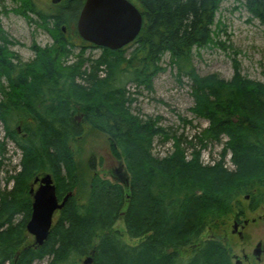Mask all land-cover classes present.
<instances>
[{
	"label": "trees",
	"instance_id": "16d2710c",
	"mask_svg": "<svg viewBox=\"0 0 264 264\" xmlns=\"http://www.w3.org/2000/svg\"><path fill=\"white\" fill-rule=\"evenodd\" d=\"M11 1L19 9L9 10L3 6L5 16L13 12L33 24L35 21L25 10L37 13L41 23H35L51 35L53 44L47 48L35 44L34 60L24 62L12 51L17 43L3 29L0 18V121L5 126L6 137L22 153L21 172L7 180L14 188L0 197V264H34L46 257L51 258L50 264H79L93 250L96 251L95 264H229L224 236L202 238L209 228L220 225L225 212L233 214L235 207L244 212L242 197L251 198L253 209L264 203V177H257L264 174V85L239 74L230 83L215 76L201 79L191 66L195 49L217 45L215 35L218 33L214 27L223 0H130L141 11L144 24L140 36L130 45L134 53L129 59L126 57L128 47L119 51L97 47L84 41L77 29L70 30L66 36L61 29L66 23L65 11L52 17L39 11L32 0ZM86 1L63 0L64 8L72 7L68 20L77 23ZM245 7L264 26V0H246ZM88 50H101V59L87 57ZM166 55L181 73L186 72L193 78V112L210 123L208 129L192 140L159 126L160 118L141 119L126 107L127 97L123 94L126 86L133 82L152 88V78L161 71L159 64ZM88 64L91 73L85 70ZM104 65L109 77L100 82L97 72ZM117 78L119 84L114 83ZM80 79L93 86L95 98L68 99L67 95L73 90L79 92L76 83ZM103 83L109 84L110 89L100 88L105 87ZM43 90L45 94L39 100L44 104L25 106L32 104L29 98L33 93L39 95ZM92 99L97 100L94 106L90 104ZM102 99L107 101L106 106L100 104ZM77 106L87 112L91 125L107 136L116 155L117 151H122L120 158H127L134 183L136 176L143 179L148 198L159 210L157 220L142 224L136 211V187L133 186L135 201L131 209L127 208L124 220L130 240L150 235L141 246L126 243L122 231L115 230L118 218L108 219L106 214L111 205L118 215L123 206L124 189L93 178L94 160H89L92 177L87 172L85 177L76 162L74 144L84 135L83 127L74 119ZM97 119L100 125L95 123ZM181 122L192 125L186 119ZM225 135L230 141L223 159L227 152H233L239 177L225 170L224 161L214 168H205L200 163L202 151L197 150V145L205 150L209 144L220 143ZM157 136L165 144L173 142L175 154L155 162L152 145ZM127 148L134 152H127ZM192 149L193 160L187 161V151ZM6 153V144L0 143V173ZM131 153L134 160L142 161L138 167L133 165ZM34 166L38 172L52 175L60 197L75 188L87 197L85 203L76 198L67 203L49 240L41 248L31 247L26 234L31 216L29 185L32 178L28 173ZM249 170L256 176L241 178ZM106 188L112 190L109 195L116 193L110 202L106 200ZM96 197L100 199L98 205ZM184 212L194 223L183 231L189 235L187 239L177 243L171 239L181 230L182 223H188V218L182 220ZM19 217L25 219L20 231L15 225ZM217 227L216 231L220 228ZM58 242L62 244L61 249L57 247ZM166 248H173L174 255H166ZM179 249H190L191 260L181 262ZM18 252L20 260L15 262Z\"/></svg>",
	"mask_w": 264,
	"mask_h": 264
},
{
	"label": "rangeland",
	"instance_id": "374dc122",
	"mask_svg": "<svg viewBox=\"0 0 264 264\" xmlns=\"http://www.w3.org/2000/svg\"><path fill=\"white\" fill-rule=\"evenodd\" d=\"M33 1L41 9H39V11L43 13L58 14L61 11L64 12L66 8H64L63 2H61V6V3L57 0H54L56 2L54 4L52 0ZM3 6L9 10L17 8V4L11 0H4V2H1L0 0V10H2ZM67 9L68 11L65 12V15L70 17L72 7L68 5ZM67 17L64 25L67 32L77 29V23L74 24V22L68 20ZM33 19L35 22L41 23L38 17L33 16ZM1 21L5 31L17 43L16 46L11 48L12 51L18 54L24 62H31L34 60L35 54L32 49L35 44L42 48L53 44L51 37L43 29L39 28L37 23L34 22L33 24H30L27 20L13 12L8 16L1 17ZM214 31L219 35L215 41L217 46H211L201 50L195 49L193 52L191 66L195 69L196 75L201 79H207L215 76L221 81L230 83L234 80L235 76L239 74L241 77H244L251 82L264 85V26L258 20L254 19V17L246 10L245 0H223L216 16ZM132 53H134V47L129 46L126 57L129 59L132 56ZM86 56H89L91 59H101L102 51L88 50ZM88 66L90 65L88 64L86 67L88 68ZM159 68L161 71L152 78V88L147 89L145 86H137V83L133 82L127 85L126 88L127 90H130L131 97L137 100V103L134 105L133 113L137 116L140 115L141 119L148 117L153 119L160 118L162 120V123L160 124L162 128L171 130L172 133L177 136H184L185 138L192 140L195 135H199L209 128V123L207 121L199 119L194 115L193 110L195 108V100L192 95L193 83L188 77L179 72V69L175 64H171V58L168 55L163 57L161 63L159 64ZM123 78H125V76H123ZM118 81L119 78H117V81L114 83L119 84L117 83ZM128 106L129 105L126 107ZM73 107L76 106L74 105ZM76 110L77 112H75ZM76 110L73 112V114L75 113L74 119L84 129V135L81 140L74 144L75 153H79L76 158V162L78 161L79 167L82 168V174L86 177L87 172L92 177L89 160L93 156L95 158L99 157L98 159L101 163H104L97 170V173L102 178L100 180L103 182L110 183L111 180L108 172H110L112 168V170H115L117 168H121L123 165V173H128L127 176L130 178V189H127L126 195L125 193L123 195L125 198L123 200V206L118 210L119 217L118 215H115V209L113 210L111 205L108 206L106 214L108 219L118 218L116 220L115 230L123 232L126 243L136 246L138 242L130 240L127 235V225L125 224L124 218L128 210L125 215H121L127 208L129 209L130 207L131 209V206L134 204L135 199H133V195L135 193L133 186L135 185L136 187V211L142 220V224L154 221L156 211L158 210L156 209L153 201L147 196L143 179L140 176H136V182L134 183V176L129 170L127 158H122L119 162H117L118 164H115L110 158V152L115 151L112 149V143L107 140V136L91 125L87 112L81 110L79 106H77ZM71 112L72 111H70V113ZM89 112V115H91V110ZM181 119H186L188 122L192 123V125L186 126L183 122H181ZM229 141L230 139L225 135L220 143L209 144L208 148L205 150L202 149L200 144H198L197 150L202 151L200 163L205 168H214V164L218 165L221 161H224L225 170L230 173H235V175L239 177V168L233 164V152H227L226 157L223 159V152ZM0 143H5L7 148V153L4 158V167L0 173L1 197V194L13 190V183H8L7 180L9 177L15 176L21 172L20 163L22 159L21 151L16 148L15 144L7 140L6 129L1 121ZM126 150L129 153L134 152L130 151L128 148ZM173 151V142L164 144L161 139L157 138L152 152L153 159L156 162L159 159L161 160L170 157L175 154ZM193 151V149L187 151V161L193 160ZM117 152H119L121 156L122 151L119 150ZM132 153L130 154V159L132 160L133 165L138 167L142 164V161L140 159L134 160V154ZM32 169L33 171L28 174L31 173L30 177L33 180V178L41 172L37 171L36 166L32 167ZM247 172L248 173H244L245 176L241 178L250 179L256 176L255 174H252V172L250 174V170ZM261 176L264 177V174L260 173L257 175V177ZM54 182L56 183V180H54ZM120 182L122 183V180ZM61 188L63 189L62 186ZM67 193L68 192H66V194ZM128 195H130V197ZM77 197L79 200L78 202H86V193L83 191L81 193L78 192ZM63 198L64 195L61 199ZM98 199L99 198L96 197V200ZM245 200L246 199L243 197L240 200L243 204L244 212H240V208L238 207H235L232 210L234 211L233 214L225 212V219L221 220L220 225H218V227L213 226L209 228L207 233L202 238L203 240L216 238V227H220L219 230H221V232H219V234L224 236L223 241H225L229 264H235V261L233 260L234 255L238 256L242 260V249L245 248L248 252H252L257 244L264 238V218L259 220L260 216L264 217V203L260 205V207L253 209L251 198L250 201ZM98 203L100 202H96L95 204L98 205ZM194 206L195 209L198 208V206ZM210 210L211 209L208 211ZM238 213L241 215L243 220L250 221V225L245 231L244 240H241L238 235H233L232 233L234 219ZM186 214L188 213L184 212L182 220L188 218L189 214L188 216ZM59 215L55 218L54 227L57 225ZM254 220H256V222L252 223ZM23 221H25V219L19 217L15 222V225L19 227L18 231H20V228L22 227L20 224L23 223ZM187 221L188 223L185 225H183V223L181 224V230H179L178 233L172 237V241L175 240L178 243L187 239L189 235L183 233V231L185 228H188L190 224L194 223L190 222L189 218ZM26 234L28 239L27 242L31 244L34 243V238L29 236L27 232ZM167 249L171 251L174 250L173 248ZM177 253L182 255L184 258H189L191 250L179 249ZM89 257H91L90 254L82 261L85 262ZM19 260L20 258L17 259V261L15 260V262H19ZM23 260L24 259H22V261ZM50 261L51 258L46 257L44 260L38 261L34 264H49Z\"/></svg>",
	"mask_w": 264,
	"mask_h": 264
},
{
	"label": "water",
	"instance_id": "95a60500",
	"mask_svg": "<svg viewBox=\"0 0 264 264\" xmlns=\"http://www.w3.org/2000/svg\"><path fill=\"white\" fill-rule=\"evenodd\" d=\"M143 24L141 11L129 0H87L77 29L84 41L100 48L119 51L137 40ZM31 194L34 195L33 215L27 231L35 238L34 246L41 248L49 240L56 212L66 207L76 191L68 194L60 203L54 180L51 175H46L41 180L39 190L36 193L32 190ZM236 229L237 225L234 227ZM240 236L242 237L241 234ZM84 264H93L92 258L87 259Z\"/></svg>",
	"mask_w": 264,
	"mask_h": 264
},
{
	"label": "flooded vegetation",
	"instance_id": "af4514ba",
	"mask_svg": "<svg viewBox=\"0 0 264 264\" xmlns=\"http://www.w3.org/2000/svg\"><path fill=\"white\" fill-rule=\"evenodd\" d=\"M53 1V4L54 3H56L54 0H52ZM58 2H63V0H57ZM32 2H33V4L36 6V8L39 10L40 8L36 5V3L32 0ZM64 3V2H63ZM61 6H62V3L60 4ZM41 10V9H40ZM65 12L66 11H68V9L67 8H65V10H64ZM46 14H48V15H51L52 17H58V15H57V13H46ZM56 18H54V19H52V20H55ZM61 29L63 30V33L67 36V35H69L68 34V32H67V29H65V26L63 25V26H61ZM80 125V124H79ZM19 133H21L22 134V130L21 129H19ZM79 140H81V138H79L78 139V141ZM78 154L79 153H77V156L76 157H78ZM117 154L118 155H116V153L115 152H110V158H111V160L115 163V164H118L117 162H119L120 161V155H119V152H117ZM99 157H92L91 159L92 160H94V168L92 167V165H91V168L93 169V178H99V179H102L101 177H100V175L97 173V170H98V168L99 167H101L104 163H101V161L98 159ZM92 160H90V161H92ZM99 164H101V165H99ZM113 169V168H112ZM111 169V171L110 172H108V175H109V177H110V180L111 181H113V182H111L110 181V183L111 184H114L115 186H119V187H123V189L125 190V193H126V190L127 189H130V178H128L129 176H127L128 175V173L127 174H125V173H123V169H124V167H123V165H122V167L121 168H117V169H115V170H112ZM46 175H51V174H48V173H45V172H41V173H39V174H37L34 178H33V180L31 181V183H30V185H29V199H30V205H31V216H30V219H29V221L27 222V225H28V223L31 221V219H32V215H33V204H34V195L33 194H31V191L32 190H34V192L36 193L38 190H39V188L41 187V180L46 176ZM51 177H52V175H51ZM53 178V177H52ZM122 180V183L120 182ZM54 185L56 186V188H57V196H58V199H59V202L60 203H62L63 202V200H64V198L63 199H61V197L59 196V193H58V187H57V184L54 182ZM74 191H76V194L75 195H73L70 199H69V201L71 200V199H73V198H76V199H78V190L77 189H74L72 192H74ZM72 192H68L65 196H67L68 194H70V193H72ZM126 195V194H125ZM68 201V202H69ZM79 201V200H78ZM250 201V200H249ZM60 214V212H57L56 214H55V216H54V222H55V218L58 216ZM28 216H26V218H27ZM264 217H261L260 216V218H259V220H262ZM24 219V218H23ZM256 222V220H254L252 223H255ZM27 225H26V232L28 233V235L29 236H31L30 234H29V232L27 231ZM237 225V229L235 230L236 231V233H237V235H238V237L241 239V240H244L245 239V231H246V229H247V227H249V225H250V221L249 220H243V218L241 217V215L238 213L237 215H236V217H235V219H234V226H233V231H234V227ZM219 232H221V230H217V237L219 236V235H221V234H219ZM123 233V232H122ZM207 232H205L203 235H205ZM240 234L242 235V237L240 236ZM149 236L150 235H147L145 238H141V239H138V240H136L137 242H138V244L136 245L137 247L138 246H141L142 244H143V242H144V240L146 241V240H148V238H149ZM31 237H33V236H31ZM34 238V237H33ZM211 239V238H210ZM212 239H214V238H212ZM34 242H35V239H34ZM34 246V244L32 243L31 244V247H33ZM167 249V248H166ZM165 249V254L166 255H174V252H175V250H173V251H171V250H166ZM185 251V250H184ZM186 252V251H185ZM179 253V252H178ZM241 254H242V260L238 257V256H236V255H234V258H233V260L235 261V264H264V260H263V258H264V238H263V240L262 241H260L258 244H257V246L254 248V250L252 251V252H248L247 251V249H245V248H243L242 249V252H241ZM20 253H18L17 254V256H16V258H15V260L17 261V259H19L20 258ZM178 259H180L181 260V262L183 261L184 263L185 262H188V261H190L191 260V257H192V253L190 254V256H189V258H184L182 255H180V254H178ZM6 264H10L9 262L8 263H6Z\"/></svg>",
	"mask_w": 264,
	"mask_h": 264
},
{
	"label": "bare ground",
	"instance_id": "6f19581e",
	"mask_svg": "<svg viewBox=\"0 0 264 264\" xmlns=\"http://www.w3.org/2000/svg\"><path fill=\"white\" fill-rule=\"evenodd\" d=\"M245 6H246V0H245ZM246 8V7H245ZM19 9V6H17V8L16 9H14V10H18ZM26 12H27V14L29 15V17L31 18V20H34L33 19V16H36V17H38L39 18V16H38V14L37 13H32L31 11H30V9H26L25 10ZM218 14V13H217ZM5 16V14H4V11L3 10H0V18L1 17H3V16ZM20 17H22L23 19H25V20H27L24 16H22V15H19ZM67 16H65V18H66ZM69 17H67V19H68ZM40 20V19H39ZM41 22V21H40ZM3 27V26H2ZM3 29H4V27H3ZM5 30V29H4ZM46 32V31H45ZM50 37H51V35L48 33V32H46ZM216 33V32H215ZM217 34V33H216ZM9 35V34H8ZM10 36V35H9ZM11 37V36H10ZM219 37V35H215V41L217 40V38ZM51 39H52V37H51ZM211 46H217V45H214V44H210L208 47H211ZM47 47H49V46H47ZM47 47H43V48H47ZM207 48V47H206ZM72 59V61L74 60V56L71 58ZM178 68V67H177ZM85 70H87V72L88 73H91L92 72V70H91V67L90 66H88V68L87 67H85ZM195 70V69H194ZM180 72V71H179ZM196 72V71H195ZM181 73V72H180ZM182 75H184V76H186V77H188L191 81H192V90H193V86H194V81H193V78L192 77H190L189 75H187L186 74V72H182L181 73ZM108 75H109V70H108V68L104 65V66H102L100 69H99V71L97 72V79H98V81H100V82H105L106 80H107V77H108ZM103 85H105V87H100V88H103L105 91L106 90H109L110 89V85L108 86V85H106V84H102V86ZM137 86H144V85H139V84H136ZM76 86L79 88V92H76L75 90H73L70 94H68L67 96H68V99L69 100H75V99H78V98H80L82 101H85V99L86 98H95L93 95H95L92 91V88H93V86L92 85H90L86 80H83V79H80L77 83H76ZM127 87V86H126ZM23 88H25V87H23ZM145 88H147L146 86H145ZM26 90H28L27 88H25ZM91 90V91H90ZM92 94V95H90L89 94V92ZM129 91V92H128ZM124 93V95H125V97H127L125 100H127L126 102H127V105H129V108H130V110L132 111V113H133V110H134V105L137 103V100L136 99H134V98H132L131 97V94H130V90H127V88H125V90L123 91ZM44 90L42 91V92H40L39 93V95H36V93H33V95L29 98L30 100H32V104L30 103L29 105H25V106H27V107H32L33 106V103H36V105H42V104H44V101H41V100H39L42 96H44ZM96 101L97 100H95V99H92V101L90 102V104H92V106H94L95 105V103H96ZM99 104V103H98ZM98 104H96V105H98ZM100 104L103 106H106L107 105V101L104 99H102V100H100ZM29 108V109H30ZM28 109V110H29ZM134 114V113H133ZM195 115V114H194ZM196 116V115H195ZM139 118L141 117L140 115L138 116ZM197 117V116H196ZM148 118H150V117H148ZM148 118H145L146 120L148 119ZM198 118V117H197ZM157 119V118H156ZM204 120V119H203ZM206 121V120H205ZM97 122V123H96ZM208 122V121H207ZM237 122V121H236ZM95 123L96 124H101V122L97 119V120H95ZM162 122H160V124H161ZM209 123V122H208ZM159 124V126H161ZM209 126H210V123H209ZM157 138H159V139H162V138H160L159 136H157L156 138H155V140L157 139ZM7 140L8 141H11L13 144H15L12 140H10L8 137H7ZM154 143H155V141L153 142V147H154ZM165 144V143H164ZM15 146H16V148L18 149V147H17V145L15 144ZM207 148H208V145H207ZM206 148V149H207ZM19 150V149H18ZM152 152H153V148H152ZM22 154V153H21ZM164 159H166V158H164ZM164 159H161V160H164ZM160 160V159H159ZM234 164V163H233ZM212 167V166H211ZM147 190V189H146ZM112 190H109L108 188H106V192H107V197H106V200L107 201H109L110 202V199H112V197L113 196H115L116 195V193H113V194H111V195H109L110 194V192H111ZM126 194V193H125ZM201 194V193H200ZM124 198L125 197H122L121 198V202L123 203V200H124ZM100 199H98V200H96V202L97 201H99ZM125 202H126V200H125ZM154 203V202H153ZM21 211L22 212H24L25 210H23V209H21ZM20 211V212H21ZM159 211V210H158ZM158 211H156V214H155V217H154V220H157V218H159V215H158ZM163 211H165V209H163ZM122 215V214H121ZM169 220V219H168ZM62 246V244L61 243H57V247L58 248H62L61 247ZM122 251L123 252H127L125 249H123L122 248ZM18 253H20V252H18ZM21 254V253H20ZM90 255H91V257H89V258H92V260H93V264H95L96 262H95V255H96V251H92V252H90L89 253ZM89 258H87V259H89ZM50 264V263H49ZM69 264H71V263H69ZM79 264H84V262L81 260V261H79Z\"/></svg>",
	"mask_w": 264,
	"mask_h": 264
}]
</instances>
